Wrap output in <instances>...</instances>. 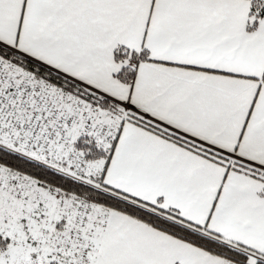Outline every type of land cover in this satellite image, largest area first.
I'll return each instance as SVG.
<instances>
[{
	"label": "snow or ice",
	"instance_id": "obj_1",
	"mask_svg": "<svg viewBox=\"0 0 264 264\" xmlns=\"http://www.w3.org/2000/svg\"><path fill=\"white\" fill-rule=\"evenodd\" d=\"M0 264H264V0H0Z\"/></svg>",
	"mask_w": 264,
	"mask_h": 264
}]
</instances>
